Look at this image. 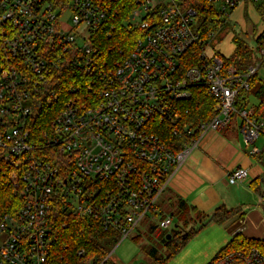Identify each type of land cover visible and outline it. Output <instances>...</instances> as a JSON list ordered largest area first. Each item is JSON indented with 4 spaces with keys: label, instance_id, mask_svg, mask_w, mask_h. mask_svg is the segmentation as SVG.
I'll return each instance as SVG.
<instances>
[{
    "label": "built area",
    "instance_id": "2783aa9c",
    "mask_svg": "<svg viewBox=\"0 0 264 264\" xmlns=\"http://www.w3.org/2000/svg\"><path fill=\"white\" fill-rule=\"evenodd\" d=\"M117 1L0 0V158L25 197L0 221V264H69L53 243L55 207L117 231L120 241L148 215L171 232L174 217L159 200L202 138L237 116L247 145L264 134L254 109L237 106L238 91L264 65V30L261 61L239 74L202 44L186 0H134L123 22L138 35L124 57L107 63L98 33L121 13ZM208 1L229 18L243 0ZM194 87L216 101L212 118L195 126L182 106ZM165 128L182 138L179 150ZM45 149L54 153L36 154ZM248 174L239 167L229 182ZM108 260L90 256L85 264ZM212 264H264V254L230 251Z\"/></svg>",
    "mask_w": 264,
    "mask_h": 264
},
{
    "label": "trees",
    "instance_id": "16d2710c",
    "mask_svg": "<svg viewBox=\"0 0 264 264\" xmlns=\"http://www.w3.org/2000/svg\"><path fill=\"white\" fill-rule=\"evenodd\" d=\"M134 4V0H118L116 5L121 13L112 18V26L108 29L106 27L102 28L98 33V44L101 50L100 58L107 60V63L115 58L124 57L132 49L138 33L131 30L123 20L134 7ZM186 4L197 12V19L200 22L198 28L203 38V45L209 43L214 37H219L222 40L226 34L234 31L233 41L236 48L230 57L222 56L225 70L232 67L237 73L243 74L251 66L257 65L261 61L259 50L262 37L259 36L255 39V30L238 31L226 14L217 9L208 0H186ZM234 9L235 7L232 11ZM258 10L264 17V0H259ZM108 30L111 32L110 35H108ZM210 33L213 34L212 37ZM195 47L198 48L199 45ZM259 69L260 67L248 79L250 83L249 89L238 91L237 106L238 108L252 107L256 117L264 120V81L258 74ZM67 80L65 78L64 82ZM192 91L194 94L193 98L183 102L182 106L185 110L183 113L184 120L192 122L193 126H195L212 118L216 101L210 96L206 88L194 87ZM254 99L258 102L255 103ZM186 109L188 110L187 112ZM165 127L169 129L168 125ZM168 129H166L168 139L174 144L173 146L176 150H179L182 138L173 135ZM53 151L52 149H45L36 152V154L54 153ZM249 155L263 168V174L253 179L250 186L264 201V147L258 151H251ZM9 171L8 163L0 158V221L6 215L16 214L25 202V197L14 188L10 180ZM53 211L50 222L54 229L53 243L58 253L64 254L65 262L69 264H85V261L90 256H98V258L102 259L107 256L108 248L114 247L119 242L118 232L113 229L106 230L98 224L93 225L90 220L67 213L59 207H55ZM175 211L177 214H171L172 216L177 215L178 218L172 228L174 233H166L163 238L172 249L169 257L181 248L182 244L192 233L199 231L204 226L208 224H223L233 218L243 219L246 215V209L243 206L228 208L225 205L217 207L210 214L202 213L196 207L189 206L185 200L179 201L178 208ZM195 217L200 219V224L192 225L190 231L188 230L186 235L183 236L185 228L192 224ZM64 223H67V225H64ZM168 235L171 237H168ZM173 237H177L179 241L176 242ZM253 247L260 249L264 254V239L248 237L243 232H238L208 264H212L224 253L237 250L246 252ZM82 248L87 253L84 257H79L77 252ZM165 261L166 259L160 262L163 263Z\"/></svg>",
    "mask_w": 264,
    "mask_h": 264
},
{
    "label": "crops",
    "instance_id": "0c3cea01",
    "mask_svg": "<svg viewBox=\"0 0 264 264\" xmlns=\"http://www.w3.org/2000/svg\"><path fill=\"white\" fill-rule=\"evenodd\" d=\"M258 2L259 0H243L229 16L238 31L255 30V39L264 30V17L258 10ZM233 37L234 31H230L221 41L230 51L226 55L222 53L226 57H230L236 48ZM261 68L264 70V65ZM262 80L264 81L263 78ZM254 102L258 101L254 99ZM240 125L241 118L237 116L223 131L207 133L174 173L159 200L164 214H172L171 211L178 208L180 200H185L189 206L207 214L221 205L228 208L243 206L246 209L243 219L233 218L223 224H210L220 228L215 240L221 243L214 252H219L238 232H243L248 237L264 239V201L250 186L253 179L263 174V168L249 155L251 151L264 147V134L249 146ZM261 136L263 138L258 143ZM239 167L248 169V177L243 182L231 184L229 175Z\"/></svg>",
    "mask_w": 264,
    "mask_h": 264
},
{
    "label": "rangeland",
    "instance_id": "374dc122",
    "mask_svg": "<svg viewBox=\"0 0 264 264\" xmlns=\"http://www.w3.org/2000/svg\"><path fill=\"white\" fill-rule=\"evenodd\" d=\"M71 17L72 13L70 11L65 12L60 17V23L63 27L70 25ZM199 24V20L196 19L193 27L197 28ZM221 41L219 37H214L209 43V51L216 50L225 55L229 54L230 51L226 49V45L222 44ZM258 74L264 79L263 68L259 69ZM262 138L263 136L260 137L258 143ZM171 213L177 214L176 211H171ZM173 217L177 221V215ZM196 224H200V219L195 217L192 224L185 228L183 236L186 235L188 230L190 231L192 225ZM219 230L220 228L210 224L204 226L199 231L192 233L181 248L169 257L172 249L163 238L166 233L174 232L173 230L170 232V230L161 228L158 225V219L148 215L126 239L119 240L114 247L108 248L107 256H109V260L107 264H207L218 253L214 250L221 243L215 240L217 233H220ZM5 235L0 234V237L3 238ZM173 240L179 241L177 237H173ZM165 259V262H160Z\"/></svg>",
    "mask_w": 264,
    "mask_h": 264
},
{
    "label": "water",
    "instance_id": "95a60500",
    "mask_svg": "<svg viewBox=\"0 0 264 264\" xmlns=\"http://www.w3.org/2000/svg\"><path fill=\"white\" fill-rule=\"evenodd\" d=\"M168 237H171L170 235H168Z\"/></svg>",
    "mask_w": 264,
    "mask_h": 264
}]
</instances>
